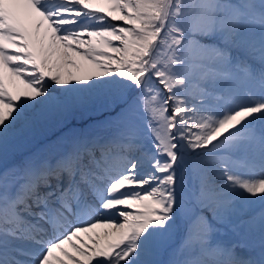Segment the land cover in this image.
Wrapping results in <instances>:
<instances>
[{
    "label": "snow or ice",
    "instance_id": "6c2138e0",
    "mask_svg": "<svg viewBox=\"0 0 264 264\" xmlns=\"http://www.w3.org/2000/svg\"><path fill=\"white\" fill-rule=\"evenodd\" d=\"M0 264H264V0H0Z\"/></svg>",
    "mask_w": 264,
    "mask_h": 264
},
{
    "label": "rangeland",
    "instance_id": "374dc122",
    "mask_svg": "<svg viewBox=\"0 0 264 264\" xmlns=\"http://www.w3.org/2000/svg\"><path fill=\"white\" fill-rule=\"evenodd\" d=\"M56 90L58 91V88L50 89L51 92H56V94L59 95ZM54 117L55 115H52L47 119H41L36 126L31 129H22L23 131H21L20 135L9 145V164L20 163L27 156L48 151L57 141V138L67 131L68 126L83 127L85 126V121L88 119L87 115L77 113L70 119L68 124H65L62 123L61 120L53 119ZM58 123H60V126ZM254 211H258V206H256L255 210L248 211L247 216L253 215ZM247 216L237 217L234 215L232 220L235 222L238 219H247ZM184 227L185 221L181 218L177 222V231H182ZM223 230L227 231V228ZM227 235L231 236L232 233L229 231ZM161 259H164V257H161Z\"/></svg>",
    "mask_w": 264,
    "mask_h": 264
},
{
    "label": "bare ground",
    "instance_id": "6f19581e",
    "mask_svg": "<svg viewBox=\"0 0 264 264\" xmlns=\"http://www.w3.org/2000/svg\"><path fill=\"white\" fill-rule=\"evenodd\" d=\"M96 6H97V7H106V5H104V4H102V3H98ZM25 22H26L29 26H31V24L33 23V21H31V20H26ZM117 23H119V22H117ZM85 39H86V37H85ZM75 59H77V60L79 61V57H75ZM68 71H72V72H74V73L79 74V73L77 72V69H75V68H66V69L63 70L64 74H66ZM6 75H7V73H6ZM17 86H18V88H20V89H22V88L24 87V86H23L22 84H20L18 81H17ZM79 87H86V85H79ZM52 88H58V86H52ZM14 90H15V89H14ZM56 91H57V90H56ZM62 91H63L62 89H59V88H58V91H57V92H58V94L60 95ZM54 94H56V92H55ZM56 95H57V94H56ZM53 119H58V120H60V118H58L57 116H55ZM58 125L60 126V123H58ZM21 131H23V130H21ZM21 131L18 133L17 136L20 135ZM254 210H255V209H254ZM252 212H253V211H252ZM106 231H109V229H106V228H97V229H95L92 233H89V234H81V235L84 237L85 240H88V239H89V236H95V235H97V234H99L101 237H103V233L106 232ZM102 242H103V241H102ZM89 243H91V241H89ZM69 250L71 251V249H69ZM81 259H83V257H81Z\"/></svg>",
    "mask_w": 264,
    "mask_h": 264
}]
</instances>
